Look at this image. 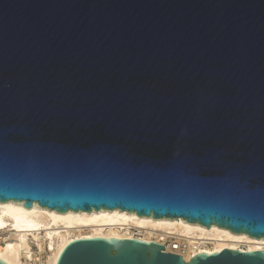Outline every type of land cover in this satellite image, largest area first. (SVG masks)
<instances>
[{"label": "water", "instance_id": "water-1", "mask_svg": "<svg viewBox=\"0 0 264 264\" xmlns=\"http://www.w3.org/2000/svg\"><path fill=\"white\" fill-rule=\"evenodd\" d=\"M4 203L264 239V0H0ZM55 264H264V250L185 262L92 237Z\"/></svg>", "mask_w": 264, "mask_h": 264}, {"label": "bare ground", "instance_id": "bare-ground-1", "mask_svg": "<svg viewBox=\"0 0 264 264\" xmlns=\"http://www.w3.org/2000/svg\"><path fill=\"white\" fill-rule=\"evenodd\" d=\"M132 231H137L140 240L168 244L165 249L170 252L180 247L191 250L186 260L195 254H212L224 248L264 250V239L234 234L215 226L206 229L180 218L153 220L117 209L58 214L36 206L25 209L19 204L4 203L0 204V259L7 264H55L71 240L134 238Z\"/></svg>", "mask_w": 264, "mask_h": 264}, {"label": "built area", "instance_id": "built-area-1", "mask_svg": "<svg viewBox=\"0 0 264 264\" xmlns=\"http://www.w3.org/2000/svg\"><path fill=\"white\" fill-rule=\"evenodd\" d=\"M131 235H133V237L134 238H138V239H140L139 238V235H138V233H137V231H132L131 232ZM130 239H132V238H130ZM157 243V242H156ZM160 244V243H159ZM162 245V244H161ZM168 245V244H167ZM167 245L165 246V245H163L165 248L167 247ZM173 247H175V245H173ZM243 249H244V247H243ZM191 250H187V249H185L184 247H180V248H174V252H170V251H168V250H166L165 249V252H167V253H171V254H175V255H178V256H182L183 258H184V261L185 262H188L189 260H190V258H192L193 256H195V255H193V256H191L188 260H186L185 259V256L188 254V252H190Z\"/></svg>", "mask_w": 264, "mask_h": 264}]
</instances>
